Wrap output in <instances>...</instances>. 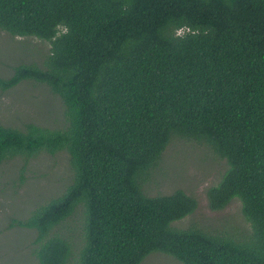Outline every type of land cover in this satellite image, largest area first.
I'll return each mask as SVG.
<instances>
[{
	"label": "trees",
	"instance_id": "1",
	"mask_svg": "<svg viewBox=\"0 0 264 264\" xmlns=\"http://www.w3.org/2000/svg\"><path fill=\"white\" fill-rule=\"evenodd\" d=\"M0 31L50 45L0 91L43 84L66 122L0 126V163L23 162L15 187L39 152L69 158L67 190L8 225L34 232L37 264H264V0H0ZM173 140L225 163L207 207L238 201L248 234L177 228L197 201L144 193Z\"/></svg>",
	"mask_w": 264,
	"mask_h": 264
},
{
	"label": "rangeland",
	"instance_id": "2",
	"mask_svg": "<svg viewBox=\"0 0 264 264\" xmlns=\"http://www.w3.org/2000/svg\"><path fill=\"white\" fill-rule=\"evenodd\" d=\"M49 48L46 41L12 38L0 31V79L11 77L14 69L20 65L41 67ZM65 123L61 101L43 84L23 81L12 89L0 91V126L22 129L24 125L32 124L63 130ZM22 165L20 157L0 163V264H37L32 245L34 232L9 229L8 225L11 220H23L38 207L60 197L71 184L69 158L64 151L54 155L39 152L28 160L24 182L15 187ZM225 168V163L208 148L173 140L164 151L160 168L153 170L143 185V191L153 197L180 190L197 201V210L172 226L186 229L194 224L193 227L208 233L227 232L239 237L251 230L243 220L238 201H232L219 212H212L207 207L206 189L217 183ZM79 225V217L74 216L63 227L69 233L78 229ZM141 264L181 263L169 255L154 252Z\"/></svg>",
	"mask_w": 264,
	"mask_h": 264
},
{
	"label": "clouds",
	"instance_id": "3",
	"mask_svg": "<svg viewBox=\"0 0 264 264\" xmlns=\"http://www.w3.org/2000/svg\"><path fill=\"white\" fill-rule=\"evenodd\" d=\"M177 34H178V35L181 34L180 31H178Z\"/></svg>",
	"mask_w": 264,
	"mask_h": 264
}]
</instances>
